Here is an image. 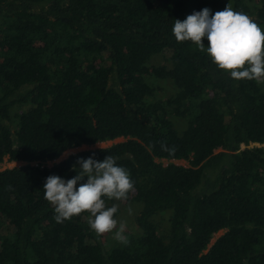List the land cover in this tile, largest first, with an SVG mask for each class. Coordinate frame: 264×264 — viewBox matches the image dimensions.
I'll return each instance as SVG.
<instances>
[{"label":"trees","instance_id":"trees-1","mask_svg":"<svg viewBox=\"0 0 264 264\" xmlns=\"http://www.w3.org/2000/svg\"><path fill=\"white\" fill-rule=\"evenodd\" d=\"M229 3L264 31V0ZM206 7L224 3L0 0V165L22 162L0 169V264H264V88L220 69L206 37L176 41ZM106 155L134 183L105 198L114 218L135 208L126 245L88 212L57 223L44 197L49 175Z\"/></svg>","mask_w":264,"mask_h":264},{"label":"clouds","instance_id":"clouds-1","mask_svg":"<svg viewBox=\"0 0 264 264\" xmlns=\"http://www.w3.org/2000/svg\"><path fill=\"white\" fill-rule=\"evenodd\" d=\"M210 13L206 7L187 15L183 21L175 20L172 32L176 41L190 40L200 51H205L202 41L206 37L207 53L220 69L236 80L264 83V31L247 14L236 12L228 5ZM161 149L169 155L176 151L175 146L168 147L163 142ZM116 161L112 155L99 161L91 156L78 158L75 165H79L80 170L73 165L77 173L74 177L65 180L58 175H49L46 178L44 197L53 206L57 223L88 212L87 222L98 236L117 228L118 221L114 217L118 205L107 206L106 199L127 200L134 183L129 171ZM78 182L81 183L78 185ZM128 211L131 213V208ZM125 229L126 223L119 222L114 238L126 245L129 241Z\"/></svg>","mask_w":264,"mask_h":264},{"label":"rangeland","instance_id":"rangeland-1","mask_svg":"<svg viewBox=\"0 0 264 264\" xmlns=\"http://www.w3.org/2000/svg\"><path fill=\"white\" fill-rule=\"evenodd\" d=\"M222 2L224 3V8L227 5L229 7H231V4L229 3V0H222ZM262 86L264 88V83H262ZM120 140H121V138L115 139L113 141H107V142L97 143V144L90 145V146H81V147H76V148L69 149V150L65 151L58 159H56L55 162H57V161H59L61 159L66 158L71 153H75V152H78V151L84 150V149H91V148H96V147H106V146H108V145H110L112 143L118 142ZM253 145H255V144H253ZM174 162L175 163H179V164H186V162L185 161H182V160H178V161H174ZM51 163H49V164H51ZM164 163H165V161H164ZM21 164H22V162H11V161H8L7 159H4V161L0 165V169L7 168V167H13V166H16V165H21ZM129 208H131V213H129V211H128ZM134 212H135V208L133 206H127V207H122L121 208L120 213L115 218L118 221L117 228L114 229L112 232L106 233V235H107L108 238L109 237L112 238V239H109V240L115 239L114 238L115 232L119 229V222H121V221H123V222L126 223V229L125 230L133 231L136 228V225L134 224L133 218H132ZM5 231H6L5 227L2 226V225H0V233H4ZM221 233H222V231H219L212 238L211 242H213L215 240V238L217 236H219Z\"/></svg>","mask_w":264,"mask_h":264}]
</instances>
